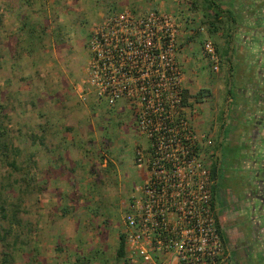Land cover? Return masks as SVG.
Returning a JSON list of instances; mask_svg holds the SVG:
<instances>
[{
	"label": "rangeland",
	"instance_id": "obj_1",
	"mask_svg": "<svg viewBox=\"0 0 264 264\" xmlns=\"http://www.w3.org/2000/svg\"><path fill=\"white\" fill-rule=\"evenodd\" d=\"M60 1L64 4L65 0H55L49 9L52 16L56 11L63 15L55 24L52 21V36L41 35L46 41L39 45L44 43L45 48H35L32 58L24 56L19 62L6 60L8 52L2 49L13 47L14 40L3 33L5 25L0 17V137L11 142L13 151L7 158L14 162L10 166L4 154L0 155V205L5 206L7 214L4 219L0 211V228L12 227L8 236L10 245L0 242V264H121L122 258L117 256L116 249L118 235L123 231L122 215L146 173L144 168L135 165L134 151L137 144L145 143V139L136 129L135 109L130 105L124 101L108 105L90 93L82 100L79 90L85 88L88 34L101 21L100 13H107L105 8L115 3L120 4L118 6L123 3L136 13L143 11L135 8L141 6L137 0H82L80 5L72 0L70 5H66V11L58 6ZM142 1H148L141 2L143 8L153 9L154 5L149 2L154 0ZM160 1L166 7L177 5L185 8V13L178 11L175 15L182 28L188 25V18L193 14L190 11L191 0L178 3L175 0ZM201 3L203 6H197L199 11L207 6L206 2ZM37 6L35 10L39 14H47L48 8ZM211 6V10H219L225 15L228 26L233 21L234 25L240 22L238 14L227 9V2L213 0ZM205 17L206 9L192 32H196L200 40V43L198 39L193 40L198 48L190 56L193 63L190 61L191 66L183 67V70L187 105L197 111V121L206 119L198 131L204 135L214 129L215 143L208 152L213 151L209 158L217 166L213 201L215 218L225 238L226 257L222 264H264V189L261 193L255 189L254 181L258 176L254 178L249 168L254 162L252 154L260 148L263 129L259 128L253 140L250 135L253 126L248 125L245 117L255 110L250 97L256 99V91L262 93V90H257L252 66L246 65L243 69L237 62L232 68L228 65L222 67L224 55L221 44L211 37L219 55L220 68L218 72L210 70L201 48L204 34L196 30L204 26L207 33L208 29H222L223 26L215 15L211 23ZM42 24L43 20L40 29ZM241 75L249 81L248 85L240 78ZM239 87L246 90L244 93L248 99L242 97V91V95L238 92ZM202 89H210V95L201 101L194 100L192 95ZM68 112L80 113V122L88 126L84 132H72L80 141L76 168L74 171L67 169L68 172L58 176L53 167L55 163L51 162L55 156L51 153L49 163L50 151L47 152L43 144L53 148V144L56 145L52 142L54 137L49 142L48 136L66 139V132H49L41 126L46 122L64 120L59 118L62 113H66L70 120ZM245 125H248L247 131L241 130ZM240 134L244 139H240ZM102 151L108 158L107 169L100 166L104 157ZM72 158L65 164H71ZM77 182L82 184L80 188L74 187ZM94 203L95 210L91 205ZM74 205L76 209L82 208L83 216H91L92 211H96L103 220L102 228L96 230V223L91 221L90 226L82 228L89 235L83 236L80 242L72 241L74 227L70 224H65L60 234L50 231V234H41L44 231L42 219H52L61 208L69 212ZM12 214L15 219L10 224ZM46 237L52 240L41 243Z\"/></svg>",
	"mask_w": 264,
	"mask_h": 264
},
{
	"label": "built area",
	"instance_id": "obj_2",
	"mask_svg": "<svg viewBox=\"0 0 264 264\" xmlns=\"http://www.w3.org/2000/svg\"><path fill=\"white\" fill-rule=\"evenodd\" d=\"M182 0H175L176 3ZM181 23L160 8L136 13L122 8L90 30L82 100L93 94L108 105L124 101L145 143L134 163L146 175L122 215L121 264H222L226 247L214 214L211 175L214 129L200 134L196 110L184 104L178 59ZM201 48L212 72L217 49L204 26Z\"/></svg>",
	"mask_w": 264,
	"mask_h": 264
},
{
	"label": "crops",
	"instance_id": "obj_3",
	"mask_svg": "<svg viewBox=\"0 0 264 264\" xmlns=\"http://www.w3.org/2000/svg\"><path fill=\"white\" fill-rule=\"evenodd\" d=\"M11 1H16L13 4L10 3ZM2 0L0 3V17L2 16L3 23L5 25V28L3 30V33L5 35L11 36L13 38V47L8 46L10 49L6 50L5 48H1L3 51L8 52L7 56H9V60H12L14 62H19L25 57L32 58V53L35 52V48L42 49L45 48V44L43 43L42 46H40V42L46 41L42 37L45 35H53V24H55L63 14H57L58 11L53 12V16L50 14V7L52 3H55V0H20V3L18 0ZM72 0H65L62 4V1H60L58 6H61L62 9L65 11L67 6L70 5V2ZM110 1V0H109ZM118 1V0H117ZM138 4L140 3L141 6L137 5L135 8L141 9L140 11L146 12L148 11L146 8H143L144 5H142L141 2H147L148 1H142V0H137ZM208 1V2H207ZM191 0V8L190 11L191 16L188 18V25L184 26L183 28L181 27L179 36H178V59L185 69L187 66H191V62L193 63V60L191 59V54L195 53V51L198 49L197 48V43L195 41L199 37H196V32L192 34L193 30L195 31V23L199 22L201 13L204 12V9H206V17L205 19L213 22V15L214 11L211 10V5L209 3V0ZM227 0L229 2V9H233L238 15L237 17L239 18V23L234 25V21L232 22V25H227V21L225 15L220 14V16L217 18L218 21L220 20V24L223 26L222 29L218 28H213V29H208V32L206 33L207 37H211L213 41H218L221 45H219L222 49V55H224L223 59V64L222 67H233L235 63H239L240 66L244 69L245 66L247 67L252 66L253 67V73H254V78L256 79V84L260 92L262 90V93H258L256 91L257 98L254 99V97H250V102L254 105L255 110H252L248 112L245 117L246 119L249 118L250 115L255 117L254 121H248V125L253 126L252 132L257 130V127L261 128L264 130V0ZM75 2H78L80 5L82 0H75ZM130 2V1H128ZM201 2H206L207 6L202 7L201 11H199L197 6H203ZM243 2V3H242ZM3 3V4H2ZM132 3V2H130ZM151 5L154 7H158L163 10H169L170 12L177 14L178 11H183L185 13V8L182 6H169L166 7L167 5H162L160 0H154L150 1ZM2 4V5H1ZM40 8L47 9V14L41 15L39 14V11L35 10L38 9V5ZM111 6V4H109ZM107 6L108 12H101L100 13V18L102 19L104 16L115 12L117 10H120L126 6H123L124 4L121 3L122 6H118L120 4L115 3L113 6L116 7L113 8L110 6ZM173 5V4H172ZM210 5V6H209ZM231 5V7H230ZM32 7V8H30ZM119 7H121L119 9ZM134 7V6H133ZM153 7V8H154ZM3 8L5 9L3 11ZM183 9V10H182ZM68 10H72L69 6ZM103 10V9H102ZM167 10V11H168ZM238 10V11H237ZM1 11H3L1 13ZM230 11V10H229ZM201 12V13H200ZM67 14H69L67 12ZM41 15V16H40ZM52 16V18H51ZM186 17V16H185ZM193 17V18H192ZM204 17V16H202ZM2 19L1 22H2ZM238 19V18H237ZM43 20V26L40 29L41 22ZM52 21L54 22L52 24ZM211 25V24H210ZM209 26V25H208ZM212 27V25H211ZM210 27V28H211ZM40 31V33H39ZM42 35V37H41ZM193 38V39H192ZM43 39V40H42ZM7 39L4 41V45H6ZM199 43L200 40L198 39ZM26 43V45L24 44ZM9 44V42L7 43ZM39 46V47H38ZM25 56V57H24ZM242 80H246L244 76H240ZM247 83L249 84V81L246 80ZM252 84V83H251ZM242 94L246 91L245 89L239 87L238 92ZM241 94V95H242ZM242 97H245V93L243 94ZM248 97V96H247ZM245 97V98H247ZM248 99V98H247ZM79 113V112H78ZM68 115L70 120H68L67 114L62 113L59 118H63L64 120H57L56 122H46L45 125H42L41 127L45 126L49 132H54V131H63L66 132L64 133L66 135V139H60L57 138V135H49L48 136V141H52V136L54 137V140L52 141L56 145L53 144V148L50 147V145H45L44 147L47 148V152L50 151V154H48V161L51 156V153L54 154L55 157L52 158L51 162H54V168L56 173L59 175L64 174V172H68V170L74 171L76 168V164L78 163V151L80 149L79 145V140L74 138L72 132L73 131H80L84 132L86 130V127L88 126L84 122H80V113L77 115V113L74 115L71 112H68ZM76 119V120H75ZM254 119V118H253ZM55 120V119H53ZM68 120V121H67ZM205 118L201 119L200 121L193 119V123L196 126L197 130H199V127L204 126ZM249 120V119H248ZM76 123H74V122ZM251 122V123H250ZM253 122V123H252ZM243 125V124H241ZM248 125H245L243 127V131H247ZM242 128V127H241ZM262 130V131H263ZM242 131V132H243ZM252 133L250 132V135ZM82 135H85V133H82ZM63 133H61V137H63ZM240 139H244L241 134H240ZM252 140V139H251ZM40 144L43 143L39 142ZM81 144V143H80ZM79 145V146H78ZM70 148H73L70 152ZM75 148V149H74ZM79 148V149H78ZM70 153V154H69ZM102 156V161L100 162L101 168L107 169L106 168V163L108 161V158H105V154H103V151L101 152ZM73 157V158H72ZM69 158H72L71 164H65ZM70 161V160H69ZM50 163V161H49ZM68 169V170H67ZM146 175V173H145ZM145 177V176H144ZM82 184L75 183L74 187H81ZM79 191H83L80 190ZM73 193V192H72ZM77 194V193H76ZM95 200V198H94ZM74 203V201L72 202ZM92 209L95 210V203L91 204ZM82 208L79 207V209H76V206H72L70 208L69 212H64L63 208H61V211L54 215V217L51 219L45 220L42 219L43 224H41V227L44 229L41 234L45 235L49 231L50 232H62V229L64 231L65 224L70 226L72 225L74 227V230L72 231V241H81L82 237L86 235H89V232H86V234L83 232L82 228L90 226L91 221L95 222L94 224L96 230L102 228L101 227V222L103 221L101 218H99L98 214L96 211H92L93 215H86L83 216V213L81 212ZM81 214V215H80ZM86 214V213H85ZM86 217V218H85ZM100 221V222H99ZM93 222V223H94ZM121 226L123 228V222H121ZM47 231V232H46ZM49 232V234H50ZM122 232H120L121 234ZM119 234V235H120ZM118 235V238H119ZM49 237V236H48ZM48 237H46L48 239ZM71 239V236L69 237ZM68 238V239H69ZM40 239V237L38 238ZM43 240L41 243H45L47 241H51V239L48 240ZM40 243V244H41ZM118 247V246H117Z\"/></svg>",
	"mask_w": 264,
	"mask_h": 264
},
{
	"label": "trees",
	"instance_id": "obj_4",
	"mask_svg": "<svg viewBox=\"0 0 264 264\" xmlns=\"http://www.w3.org/2000/svg\"><path fill=\"white\" fill-rule=\"evenodd\" d=\"M207 1V0H206ZM217 1V0H216ZM219 2H227V0H218ZM208 2V1H207ZM210 5H213V0H209ZM229 3V2H227ZM209 5V6H210ZM221 14V11L219 10H215L214 11V15L216 18H218ZM255 77V76H254ZM210 95V89H202L200 91H198L196 94L192 95V97L194 98V100L197 101H201L203 99V97ZM184 104H187V91H185L184 93ZM254 118V119H253ZM248 121H254L255 117L252 116V118H248ZM253 123V122H252ZM257 129H259V127H257ZM13 151L12 148V144L9 140L1 138L0 137V155L3 153L4 157L6 158V163H8L10 166H13L14 162L13 161H9L8 160V155L11 154ZM211 175L212 178L214 179L216 174H217V166L216 164H211ZM215 193V188L214 186L212 187V194L214 196ZM64 212L67 211V209H63ZM0 211H1V217L6 219L7 218V214H6V208L3 204L0 205ZM15 219V215L12 214L11 219L9 220L10 224L12 222V220ZM12 233V227L11 225L7 226L6 228H0V242L7 244L8 246L10 245V243L8 242V236L11 235ZM222 238L224 240L225 243V238L221 232ZM124 246H125V242H124V236L121 233L119 235V243H118V247L116 249V254L119 258H122L123 261V257H124Z\"/></svg>",
	"mask_w": 264,
	"mask_h": 264
},
{
	"label": "flooded vegetation",
	"instance_id": "obj_5",
	"mask_svg": "<svg viewBox=\"0 0 264 264\" xmlns=\"http://www.w3.org/2000/svg\"><path fill=\"white\" fill-rule=\"evenodd\" d=\"M258 130L259 129L252 132L251 136L253 140ZM261 133L263 134V136L260 138V148H258L257 152L252 154L254 162L251 163V166H249V168H251V172H253V177L256 178L258 176L254 181V185L256 186L255 189L257 191H260V193L261 190L264 189V151L262 150L264 149V131H262ZM257 136H259V134Z\"/></svg>",
	"mask_w": 264,
	"mask_h": 264
}]
</instances>
